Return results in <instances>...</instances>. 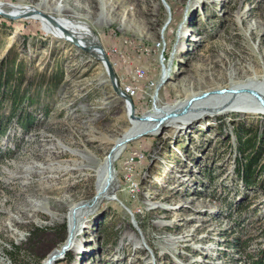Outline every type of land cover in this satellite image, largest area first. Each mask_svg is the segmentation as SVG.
I'll use <instances>...</instances> for the list:
<instances>
[{"label":"rangeland","instance_id":"374dc122","mask_svg":"<svg viewBox=\"0 0 264 264\" xmlns=\"http://www.w3.org/2000/svg\"><path fill=\"white\" fill-rule=\"evenodd\" d=\"M24 9L86 30L134 118L100 55L51 35L39 16H0V59L21 63L37 118L2 140L15 148L0 156V264H37L48 252L45 264L75 225L53 264H241L235 237L248 253L264 250V177L247 190L233 171L235 132L264 144V114L166 121L117 147L108 195L96 192L129 121L248 81L264 93V0H0L3 14ZM34 228L46 231L39 254L11 260L9 244L23 246Z\"/></svg>","mask_w":264,"mask_h":264},{"label":"trees","instance_id":"16d2710c","mask_svg":"<svg viewBox=\"0 0 264 264\" xmlns=\"http://www.w3.org/2000/svg\"><path fill=\"white\" fill-rule=\"evenodd\" d=\"M23 84L21 63L7 57L0 59V156H8L14 151V145L1 147L2 140L9 138L8 133L14 123L23 132H27L37 121L32 111L28 109L32 105L29 87H23ZM235 141L238 156L234 159V175L249 190L257 185L260 177H264V164H262L264 144L256 133L242 136L241 133L235 132ZM261 186L260 184L259 187L264 192ZM233 208L238 214L244 211L237 205H233ZM62 232L66 233L65 225L62 226ZM44 235H46L44 229L34 228L28 232V238L23 246L10 243V250L7 252L9 258L13 260V257L20 255L22 251L32 255L39 254L38 243ZM231 245L240 253L243 252L245 260L241 264H264V250H259L255 255L248 253V240L242 241L241 237H235L232 238ZM47 253L42 256L41 261L47 257Z\"/></svg>","mask_w":264,"mask_h":264},{"label":"bare ground","instance_id":"6f19581e","mask_svg":"<svg viewBox=\"0 0 264 264\" xmlns=\"http://www.w3.org/2000/svg\"><path fill=\"white\" fill-rule=\"evenodd\" d=\"M24 12H28V11L24 10ZM52 19L54 21V24H52L51 22H48L46 19L38 18V20L44 25L45 30L49 32L51 35L61 38L60 36L63 35V31H67L68 38L76 39V40L83 39V40H86V43L91 45V47L94 46V43L96 41L91 38V36L87 33L86 30L82 29L81 27H76L72 24L70 25L69 23L62 21L60 19H55V18H52ZM163 75L166 76V73ZM222 90L228 91V94L210 95L209 97L203 100L196 101L192 103L191 109L188 113L182 116H179L177 118L171 119L170 122L178 123L179 125H185V124H190L196 120L203 119L207 116L213 117L216 115H221V114L234 112V111H238L242 113H251V114H264V108L258 104L259 102L256 100L254 96L249 94L250 92L256 94L257 96L260 97L261 101L264 104V93L253 82L248 81V82L241 83V84L229 85L228 87H226L225 90L220 89V90H212V91H222ZM242 90L244 92H241L240 94L237 93L238 91H242ZM201 94L203 93L189 94L186 97V100L184 102L175 103L171 106H168L165 109L155 108L153 111H151L148 114L147 118L158 119L170 111L179 110L182 106H184V104L189 99L200 96ZM164 112L166 113L164 115H161ZM129 124H130V128L128 129V131L125 133V135L120 140L116 141V143L119 144L121 141H123L124 139L128 137H134L140 134L143 135V134L149 133L152 130V127L155 126L156 122L141 123L138 121H133V122L129 121ZM119 151H120V148H117L116 151H114L112 157H110L109 155V157L107 158V160L102 166L100 181L98 182L97 187H96V192L98 193V196H99L97 197L98 201L100 199L105 198L108 195L106 191L109 190L112 184V178H111L112 176H111V173L109 176L108 165L110 162H113V160L115 159ZM71 223L72 222L70 221V225ZM75 227H72V226L69 227L70 228L69 234L71 236L70 241H73L72 240L73 234H74V237L76 235Z\"/></svg>","mask_w":264,"mask_h":264},{"label":"water","instance_id":"95a60500","mask_svg":"<svg viewBox=\"0 0 264 264\" xmlns=\"http://www.w3.org/2000/svg\"><path fill=\"white\" fill-rule=\"evenodd\" d=\"M24 10H27V9H24ZM24 10L20 11L19 13H16L15 15H6V14H3V13L0 12V16H3L5 18H7V19H15V18H23V17H33L34 18V17L39 16V17H41L43 19H46L48 22H51L52 24H54V21H53V19L50 16L44 15V14H42L40 12H37V11L27 10L28 12H24ZM67 33H68L67 31H63V35H62V39L63 40L71 43L73 46H76V47H79V48H81V49H83L85 51L91 52L92 55L95 58H99V55L101 56V60H102V62L104 64V66H105L108 78L110 80V83L112 85V88H113L115 94L118 95V96H121L126 101L128 111L130 112L131 117L134 118L132 116L133 106H132L131 100H130L128 95L122 93L119 90V88L117 87L112 67H111L110 63L107 61V59L105 58V56L103 54V50H102L101 46L99 45V43L95 42L94 46L91 47V45L86 43V40H83V39L82 40L81 39L76 40V39L68 38L67 37ZM80 43H83L85 46H81ZM241 92H244V91L243 90L242 91H238L237 93L240 94ZM225 94H228V91H223V90L222 91H208V92H205V93L201 94L200 96H197V97L189 99L184 104V106H182L179 110L170 111V112H168L167 114H165L164 116H162V117H160L158 119H152V118H147V117L135 118V119L137 121H139V122H142V123H144V122H156L154 128L152 129V130H154L158 126H160L162 123H164L166 121H170L171 119L177 118L179 116H182V115L188 113L190 111V109H191L192 103H194L196 101L203 100V99L209 97L210 95H225ZM249 94L254 96L256 98V100L259 102V104L264 108V104L261 101L259 96H257L254 93H251V92ZM140 136H141V134L137 135V136H134V137H128V138L124 139L119 144H117L113 148V150L115 148H117V147L123 146L124 144H126V143L130 142L131 140L136 139V138H138ZM109 155L107 156V158L109 157ZM111 167H112V164L109 163V165H108L109 176H110V173H111ZM97 196H98V194H97ZM70 240H71V236H70V234H68V238L66 240L65 245H63L59 251L50 254L49 257L47 258L45 264H53L54 261H56L60 256H62L68 250Z\"/></svg>","mask_w":264,"mask_h":264}]
</instances>
